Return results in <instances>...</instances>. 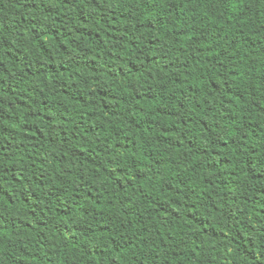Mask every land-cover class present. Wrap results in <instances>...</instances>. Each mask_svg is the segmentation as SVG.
<instances>
[{
	"label": "trees",
	"instance_id": "obj_1",
	"mask_svg": "<svg viewBox=\"0 0 264 264\" xmlns=\"http://www.w3.org/2000/svg\"><path fill=\"white\" fill-rule=\"evenodd\" d=\"M0 264H264V0H0Z\"/></svg>",
	"mask_w": 264,
	"mask_h": 264
}]
</instances>
